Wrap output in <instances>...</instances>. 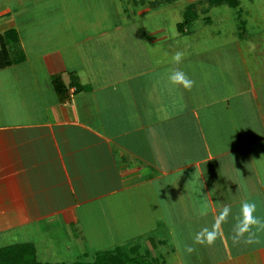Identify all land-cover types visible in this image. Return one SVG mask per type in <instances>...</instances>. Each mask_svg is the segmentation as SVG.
Here are the masks:
<instances>
[{
  "label": "crops",
  "instance_id": "0c3cea01",
  "mask_svg": "<svg viewBox=\"0 0 264 264\" xmlns=\"http://www.w3.org/2000/svg\"><path fill=\"white\" fill-rule=\"evenodd\" d=\"M37 1L0 0V36L14 30L25 56L0 69V249L31 245L49 264L135 245L160 264H264V0H239L241 35L215 26L209 56L170 46L161 27L139 39L146 30L129 23L169 5L138 13V0H119L127 24H105L102 7L74 26L56 4L70 41L29 58L24 15ZM177 71L190 89L169 81ZM245 201L261 223L235 240ZM224 207L214 243H197Z\"/></svg>",
  "mask_w": 264,
  "mask_h": 264
},
{
  "label": "rangeland",
  "instance_id": "374dc122",
  "mask_svg": "<svg viewBox=\"0 0 264 264\" xmlns=\"http://www.w3.org/2000/svg\"><path fill=\"white\" fill-rule=\"evenodd\" d=\"M81 2H85L83 3L86 5V7L84 8V11L82 10V8L79 9V11L76 10L74 6L75 0H38L37 1L39 6L35 9L31 8V10L28 11L24 15L25 17L24 20H26L25 23H27L28 25H35L32 28H27L26 32L22 33V36L23 37L25 36L28 39L24 43L25 44L24 48L29 58L36 55L37 52H39L41 49L44 48V46L45 47H52V46L58 47L60 43H65V42L70 41V37H71L70 27L72 25L71 24L69 25V23H66L64 20V17L56 16L54 12L57 10L55 9L57 8L56 4H59V8H58L59 11L61 9L62 10L66 9L65 12L67 13V16L65 17H67L68 20H71L74 26H79L81 24L83 25L85 24V26L86 24L88 25L89 20H92L93 18L96 19L95 17L88 16V14H90L91 16H95V12L100 11L102 7L105 12V16L103 18V22L105 24H112V23L115 24L117 20L120 21L122 24H127V23H124V21L127 22L126 18H124V21H123V19L120 18V16H118L119 11L122 10L121 7L123 6L119 2V0H103V3H102V0H88V2L87 0H81ZM146 4H148L147 0H143L141 1V3L138 0L137 12L139 13L141 10H144V8L147 7ZM190 4L194 5V9L196 13L198 14L199 19L191 27L193 34L187 37H184V38L178 37L177 31H176V23L182 21L184 13L186 12L187 6H189ZM87 7H88V12H87ZM214 7H218V8H214ZM50 9H52L53 11L51 12ZM218 12H224L225 15L227 14L226 18L222 19L221 21H216L214 22V24H211V25H206L204 23L203 21L204 17L210 18V16L215 15ZM79 14H81L82 16L81 15L78 16ZM85 19L88 22H85ZM135 19L136 20L134 21V23L132 22L129 24L137 26L138 32L140 31V29H138L139 26L141 28H144V30H146V33H140L141 36L139 37V39L143 40V42L150 41L151 37L149 36V33H151L150 31L152 29L157 30L156 32H158V27H161L164 29L163 36L169 38L170 40V41L168 40L170 46L176 47L181 43L182 44L185 43L187 45V48L189 49L190 46L188 43H193L196 45L198 44L199 48L202 47V49L204 50L208 49L207 52L202 50L205 53L203 56L210 55L209 46H208L209 39L212 41H216L214 38L215 37L214 35L210 37L212 35V32H209L210 30H212L217 25H221V27L224 28L225 32L227 31V33H230V29L228 28L229 27L232 28L233 25L237 23L236 20L234 19V10H231V9L228 10L225 7L210 6L207 0H177V2L169 5L167 8L163 7L161 10H158V13H155L154 15H150L146 17L141 16ZM129 21H131V18L128 20V22ZM61 27H65L64 30L66 29L64 37L61 40H56L53 37L59 36L60 34L53 33V32H58L59 30H61L60 29ZM156 35L157 34H155V36ZM158 35L160 36L161 34H158ZM34 37H37V38L33 39ZM48 37H49V42L44 43L45 39H47ZM229 37H231V35H229ZM219 41L225 42L226 39L221 37ZM181 48L182 46L180 45L177 48V50H183ZM184 51H185L184 54L186 55V52H188V50H184ZM92 259H93L92 256H89L87 260L81 257V258H78V261L80 262L81 261H92ZM35 260L38 261V258L35 257Z\"/></svg>",
  "mask_w": 264,
  "mask_h": 264
},
{
  "label": "trees",
  "instance_id": "16d2710c",
  "mask_svg": "<svg viewBox=\"0 0 264 264\" xmlns=\"http://www.w3.org/2000/svg\"><path fill=\"white\" fill-rule=\"evenodd\" d=\"M210 6H228L236 10V22L239 25V33H242L244 25L241 19L239 8V0H207ZM177 0H149L152 8L160 5H171ZM198 14L194 9V5L187 6L181 22L176 24L179 33L186 32L191 29L193 24L198 21ZM205 24L210 23V18H203ZM25 56L19 47L16 32L14 30L7 31L0 36V69L6 68L12 63H20L24 61ZM71 83L74 90H88V87L81 86L76 81V76L71 75ZM56 91L60 92L61 83L58 79L54 80ZM139 245L133 247L121 246L112 251H100L93 254L92 261L76 262L73 264H160L157 261H150L147 257L138 255ZM32 257V258H31ZM0 264H49L40 263L35 260V251L31 245L19 244L8 248L0 249Z\"/></svg>",
  "mask_w": 264,
  "mask_h": 264
},
{
  "label": "clouds",
  "instance_id": "9594fccd",
  "mask_svg": "<svg viewBox=\"0 0 264 264\" xmlns=\"http://www.w3.org/2000/svg\"><path fill=\"white\" fill-rule=\"evenodd\" d=\"M182 57V52H176L172 59L175 63H179L182 60ZM169 81L174 85H181L185 89H190L194 84V81L187 78L183 72L179 71L172 73L169 76ZM255 209V202L245 201L241 204V218L238 224L235 226V240H239L245 233L250 232V229L253 226L259 225L261 223V221L256 216H254ZM230 211L231 210L229 207H224L219 215L217 225H214L212 230L205 228L200 233H198L195 238L196 242L207 245L213 244L218 235L216 228L219 222L225 221ZM248 242H251V240ZM188 251H192V249L189 248Z\"/></svg>",
  "mask_w": 264,
  "mask_h": 264
}]
</instances>
